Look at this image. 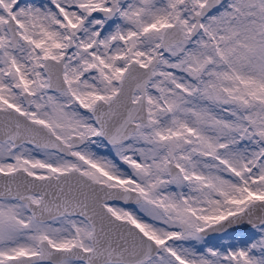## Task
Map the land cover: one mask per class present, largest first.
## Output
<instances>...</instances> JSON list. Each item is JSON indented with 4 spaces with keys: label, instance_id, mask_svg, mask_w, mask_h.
Segmentation results:
<instances>
[{
    "label": "rangeland",
    "instance_id": "374dc122",
    "mask_svg": "<svg viewBox=\"0 0 264 264\" xmlns=\"http://www.w3.org/2000/svg\"><path fill=\"white\" fill-rule=\"evenodd\" d=\"M206 1L0 0V107L18 108L65 142L78 137L74 157L0 141V169L46 174L75 166L97 180L139 190L138 203L107 205L160 246L135 264H264V224L218 236L200 232L264 198V0H218L192 35ZM114 4L109 17L95 13ZM9 14L18 21L17 48L6 26ZM176 22L185 38L164 47V30ZM71 37L68 88L51 90L44 60L60 58ZM156 56L147 120L118 144L107 143L82 105L109 100L131 60L149 64ZM170 161L181 168L175 175ZM30 201L39 202L40 194L0 197V264L38 253L43 239L62 248L92 247L83 218L41 221ZM30 264L86 263L66 257Z\"/></svg>",
    "mask_w": 264,
    "mask_h": 264
},
{
    "label": "water",
    "instance_id": "95a60500",
    "mask_svg": "<svg viewBox=\"0 0 264 264\" xmlns=\"http://www.w3.org/2000/svg\"><path fill=\"white\" fill-rule=\"evenodd\" d=\"M218 0H207L196 14V21L191 34L195 35L201 28V18L210 13ZM117 9V4L110 8L99 7L98 16L109 17ZM6 26L13 48L20 40L18 21L9 14ZM186 32L179 22L168 25L163 33L162 45L167 47L185 38ZM74 45L70 38L67 51L60 57L48 56L43 68L48 76V88L64 90L68 88L64 76V66L68 51ZM159 56L149 64L131 60L119 80L117 92L109 99L98 98L92 107L83 108L90 111L99 125V134L110 144H118L134 132L139 122L148 118L147 84L153 76ZM136 91L140 92L137 99ZM26 102L31 101V92L24 93ZM12 140L16 145L22 142H36L42 146H51L64 153H70L62 139L45 124L39 123L18 108L0 107V141ZM172 175L180 171V166L169 162ZM40 193L39 202H29L33 215L47 220L64 213L82 215L92 224V247L85 249L79 245L62 248L52 245L49 240L40 242V251L35 254H23L11 257L9 264H30L38 260L58 262L66 257H75L87 264H103L109 261L135 264L150 255H155L160 246L156 240L146 234L137 224L121 218L105 205L106 201L115 200L123 203H138L142 193L132 187L109 184L94 180L77 170H67L58 176L39 177L20 167L12 171L0 169V197L16 196L27 199L30 193ZM264 224V198L249 202L241 210L228 214L223 219L203 227L204 235L218 236L237 230H249Z\"/></svg>",
    "mask_w": 264,
    "mask_h": 264
},
{
    "label": "flooded vegetation",
    "instance_id": "af4514ba",
    "mask_svg": "<svg viewBox=\"0 0 264 264\" xmlns=\"http://www.w3.org/2000/svg\"><path fill=\"white\" fill-rule=\"evenodd\" d=\"M26 91V90H25ZM137 92H139V91H136L135 93H137ZM25 93V92H24ZM139 96V95H138ZM32 97V96H31ZM56 134V133H55ZM59 136V135H58ZM60 137V136H59ZM61 138V137H60ZM62 139V141H63V143L66 145V146H69V148H70V153H64V152H62L61 150H59V149H57V148H54V147H51V146H42V145H39L38 143H36V142H29L30 144H35V145H37V146H39V147H41V148H43V149H46V150H51V151H53L55 154H58L59 156H68V157H74V156H76V153L75 152H73V147L74 146H76V141H77V139H78V137L76 136V135H74L73 137H72V141H71V143H68V142H65L64 140H63V138H61ZM13 142V141H12ZM14 143V142H13ZM108 143V142H107ZM14 145L16 146V144L14 143ZM72 169H77V170H79V171H81L79 168H77V167H75V166H71L70 168H62V169H60V170H56V171H51L50 173H46V174H37V173H32V172H30L31 174H33V175H36V176H39V177H44V176H58L61 172H64V171H67V170H72ZM28 171V170H27ZM81 172H83V171H81ZM90 177V176H89ZM92 179H94V180H97V179H95V178H93V177H91ZM99 181H101V180H99ZM105 182V181H104ZM111 184H113V183H111ZM115 185V184H114ZM33 193H36V192H33ZM31 194V193H30ZM38 194H40V193H38ZM40 196H41V194H40ZM111 202L113 203H119V204H121V205H131V204H128V203H123V202H119V201H115V200H109V201H106L105 202V205H106V207L108 208V206L107 205H110L111 204ZM135 205V204H134ZM108 210H109V208H108ZM109 211H111V210H109ZM113 214H115V215H117V216H119V217H121V218H126V217H124V216H121V215H118V214H116V213H114L113 211H111ZM64 214H71V213H64ZM64 214H61V216L62 215H64ZM72 215H77V214H72ZM58 216H60V215H57V216H54V217H58ZM80 218H83L87 223H88V225L90 226V229H91V233H92V229H93V227H92V224L90 223V221L86 218V217H84V216H82V215H78ZM53 218V217H52ZM51 219V218H50ZM126 219H128V218H126ZM130 220V219H129ZM133 222V221H132ZM133 223H135V222H133ZM136 224V223H135ZM90 239H91V236H90ZM91 241V240H90ZM91 244H92V242H91ZM86 263V262H85ZM87 264V263H86Z\"/></svg>",
    "mask_w": 264,
    "mask_h": 264
}]
</instances>
